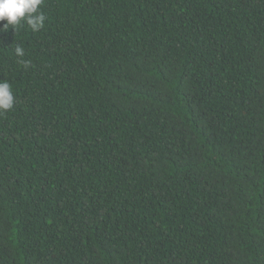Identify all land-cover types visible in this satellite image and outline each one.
Segmentation results:
<instances>
[{
    "label": "trees",
    "instance_id": "trees-1",
    "mask_svg": "<svg viewBox=\"0 0 264 264\" xmlns=\"http://www.w3.org/2000/svg\"><path fill=\"white\" fill-rule=\"evenodd\" d=\"M39 10L0 30V264H264V0Z\"/></svg>",
    "mask_w": 264,
    "mask_h": 264
},
{
    "label": "clouds",
    "instance_id": "clouds-1",
    "mask_svg": "<svg viewBox=\"0 0 264 264\" xmlns=\"http://www.w3.org/2000/svg\"><path fill=\"white\" fill-rule=\"evenodd\" d=\"M43 0H0V21H6L3 28L15 30L26 24L33 32H38L44 27L45 16L39 10ZM17 57L24 56V49L19 45L15 48ZM27 68L28 61H21ZM14 107V95L7 81L0 82V112H6Z\"/></svg>",
    "mask_w": 264,
    "mask_h": 264
}]
</instances>
